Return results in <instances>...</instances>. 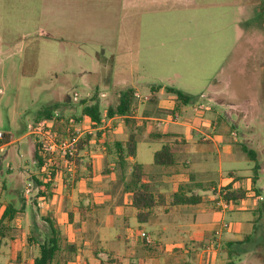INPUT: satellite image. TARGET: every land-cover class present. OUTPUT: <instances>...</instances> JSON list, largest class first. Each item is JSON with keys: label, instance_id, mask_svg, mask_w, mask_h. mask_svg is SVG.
<instances>
[{"label": "rangeland", "instance_id": "rangeland-1", "mask_svg": "<svg viewBox=\"0 0 264 264\" xmlns=\"http://www.w3.org/2000/svg\"><path fill=\"white\" fill-rule=\"evenodd\" d=\"M132 86L140 97L152 86L180 90L192 97L184 106L191 113L199 104L210 106L207 115L218 116L215 131L223 138L222 172L250 179L248 192L254 195L253 170L258 163L256 187L264 200V0H0V132L4 139L11 135L18 140L7 149L16 156L20 149L23 155L15 163L16 174L28 169L24 176L29 177L38 171L29 148L28 124L45 107L58 105L64 117L84 118L87 103L99 99L104 112L117 106ZM161 96L162 104L170 105L172 95ZM142 104L136 100L140 116ZM173 108L154 103L148 110L172 119L178 113ZM145 124V133L159 127L158 122ZM58 129L62 132L64 126ZM114 130L115 126L110 133ZM139 142L141 162L149 161L161 145L158 140ZM243 146L256 153L257 162ZM209 170L197 181L203 194L220 201L222 189L213 193L207 188L219 181L218 159ZM38 193L27 196L36 200ZM215 206L221 208L220 202ZM43 211L37 203L29 206L36 215L35 227L41 230L36 233L39 243L49 229ZM261 212L259 227L264 229ZM218 214L219 225L233 223L236 215ZM243 215L254 217L251 212ZM139 225L151 231L153 241H162L150 223L131 222L118 232L124 237L135 231L132 236L138 238ZM71 238L63 235L62 246ZM129 261L141 262L136 254Z\"/></svg>", "mask_w": 264, "mask_h": 264}, {"label": "crops", "instance_id": "crops-1", "mask_svg": "<svg viewBox=\"0 0 264 264\" xmlns=\"http://www.w3.org/2000/svg\"><path fill=\"white\" fill-rule=\"evenodd\" d=\"M166 88L161 86L158 91H150L140 97L136 93L137 88L133 87L135 99L130 117L136 121L139 137L136 157L127 160L129 167L125 178H122L117 168L113 144L126 142L129 128L124 116L110 117L108 110H101L102 118L97 126L83 114L84 118H79L91 133L87 134L84 149L80 151L75 172L77 181L74 184V178L69 179L62 170L54 184L49 186L51 191H43L44 196L40 195L43 184L40 168L29 177L24 176L28 169L16 174L15 163L23 155L20 149L17 156L7 149L18 140H12L11 135L9 139H2L7 143L0 146V219L11 204L16 208L25 204V209L16 213L11 221H6L2 228L5 237L0 235V264H16L18 259L21 264H27L39 255L42 242L36 240V233L41 230L35 227L36 215L29 212L32 203L44 208L42 218L46 224L44 218H52L61 236L72 237L67 244L61 245L55 264H132L129 258L134 254L140 258V264H264V229L259 227L264 200L260 189L252 181L257 190L254 195H250V179L248 181L247 177L233 171L227 173L228 177L222 172V151L219 150L222 145L219 142L223 138L215 131L219 123L218 116L207 115L211 107L199 104L191 113L185 110V105L178 102L172 93L169 97L172 100L170 105H163L161 95L168 93ZM136 100L143 103L139 107L141 116L136 111ZM154 103H157L158 108L174 107L173 110L178 109V113L172 119L161 118L148 110ZM177 103L180 104L179 108ZM155 122H158L157 130L145 133V123ZM114 126V132L110 133ZM160 135L163 137H158ZM27 136L30 138L29 148L34 159V140ZM141 139L161 142L160 147L150 154L149 161H138ZM87 140L89 147L86 145ZM164 145L172 147L175 163L162 166L166 168H158L159 165L154 164V154ZM5 159L8 160L7 165ZM217 159L219 181L210 182L207 188L213 193L216 189L224 192L223 189L232 184L233 189L242 188L248 193L246 199L231 203L227 210L216 207L215 202L220 201L215 200L212 194H203L202 183L197 181L198 175L210 173L209 169ZM135 163L145 166L144 183L150 186L151 192L157 198L162 196L160 205L152 209L145 223L139 222L132 193L126 189ZM29 184L32 185L31 191H39L36 200L29 199L27 191L23 194L25 185ZM49 193L52 194L50 197L47 196ZM176 194L183 197L180 204L174 205ZM243 212H251L254 217L244 216ZM218 213L236 215L233 223L219 225ZM131 222L150 223L162 241H153L151 231L141 225L137 226L138 238L134 237L135 231L123 237L118 229L129 228ZM48 230L46 236L50 235ZM143 232L149 237L150 243L141 236ZM67 245H73L75 250L67 249Z\"/></svg>", "mask_w": 264, "mask_h": 264}, {"label": "trees", "instance_id": "trees-1", "mask_svg": "<svg viewBox=\"0 0 264 264\" xmlns=\"http://www.w3.org/2000/svg\"><path fill=\"white\" fill-rule=\"evenodd\" d=\"M161 88V86L158 87H151V92L158 91ZM166 91L168 93H172L176 96V100L180 102L182 105H187L192 101V97L188 94H185L184 92L177 90L175 88L167 87ZM135 99V91L133 88H127L126 91L122 94L120 98V102L116 107H109L108 109V115L114 116V115H120L124 116L125 123L127 127L129 128V136L126 142H115L113 144V149L117 155V168L122 176V178H125L126 172L128 169V163L127 160L129 158H135L137 153V144H138V131H137V124L134 119H132L130 116L133 113V103ZM58 105L48 106L45 107V109L42 112V115L35 119V121H39L44 118H50L54 111H56ZM83 115L89 118V120L92 122L94 126H97L101 122L102 118V112L100 109L99 100H94L91 104L87 105L83 109ZM59 127V126H58ZM57 127V128H58ZM163 137V136H158ZM7 141L1 140L0 146L5 145ZM86 145L89 147V141H86ZM84 149L83 143L81 142L79 144V151H82ZM243 152L247 154V156L257 162V155L256 153L248 149L247 147L243 146ZM34 159L37 163V168H40L41 162L40 158L38 156V147L35 145V154ZM80 160V159H79ZM79 163V161H78ZM175 163V157H174V151L172 147L169 145H164L160 150L156 151L154 154V164L159 166H172ZM145 166L142 164L135 163L132 168V172L130 174L129 183L126 185V189H128L133 196V206L138 210V220L141 223H145L148 221V219L151 216V211L154 207L157 205H160V200L162 196H159L157 198L150 190V186L146 183H144V180L146 178ZM259 170V165L256 163L254 167V177L252 179L253 184L257 181V174ZM230 175H232L230 173ZM237 180H240V178H236ZM48 188L49 185H41V191L40 195L44 196V189ZM224 192H221L222 197L225 201L229 203H238L241 200H244L248 197L247 191L244 189H233L232 184H229L223 189ZM52 194L49 193V197ZM181 194H176L174 196L173 204L177 205L180 204L182 199ZM25 209V204H21L19 208L14 207L12 204L9 205L2 218L0 219V235L2 237H5L3 234L2 228L5 226L6 221H11L16 213L19 211H23ZM45 221L48 223V226L50 228V235L46 236V239L40 244V250L39 255L32 259L31 262L27 264H55L56 258L61 251V233L59 229L56 226V222L52 220V218H44ZM67 249L69 250H75V247L73 245H67ZM16 264H21L20 259L17 260Z\"/></svg>", "mask_w": 264, "mask_h": 264}, {"label": "built area", "instance_id": "built-area-1", "mask_svg": "<svg viewBox=\"0 0 264 264\" xmlns=\"http://www.w3.org/2000/svg\"><path fill=\"white\" fill-rule=\"evenodd\" d=\"M75 98H78V94H75ZM61 124L64 126L62 132L57 128ZM90 133L81 119L72 116L64 117L57 110L50 118L28 124V135L33 138L34 144L38 147L40 173L44 185L54 184L60 166L63 167V172L65 171L69 179L73 178L80 159L79 144L84 143L87 134ZM3 137L4 134L0 132V140ZM31 187L32 185L29 184L27 193L31 192ZM220 198L221 208L227 210L231 203L225 201L222 195ZM141 236L150 243L146 233L143 232Z\"/></svg>", "mask_w": 264, "mask_h": 264}]
</instances>
